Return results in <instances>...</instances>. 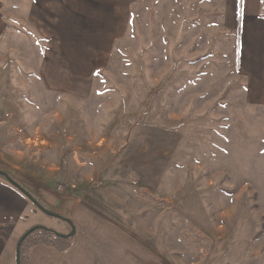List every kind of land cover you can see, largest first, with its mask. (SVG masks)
<instances>
[{"label": "rangeland", "instance_id": "obj_1", "mask_svg": "<svg viewBox=\"0 0 264 264\" xmlns=\"http://www.w3.org/2000/svg\"><path fill=\"white\" fill-rule=\"evenodd\" d=\"M79 3H11L1 172L69 221L60 198L92 195L168 264H264V40L249 22L240 38L228 0Z\"/></svg>", "mask_w": 264, "mask_h": 264}, {"label": "crops", "instance_id": "obj_2", "mask_svg": "<svg viewBox=\"0 0 264 264\" xmlns=\"http://www.w3.org/2000/svg\"><path fill=\"white\" fill-rule=\"evenodd\" d=\"M12 1L9 0V4H7L6 0H0V67L1 59L7 53L9 55L12 52L14 53L12 48H9L7 53L5 52V42L16 38L15 31L10 28V24H14L12 18L16 17L13 13L16 12L15 8L17 6L16 4L12 5ZM43 1L48 2V0ZM78 1L80 2L79 7L83 9L92 8L96 4V0H73L72 5L63 0V4L65 3L64 7L76 9ZM228 1H231L232 4L228 5L231 11L226 12L224 15H226L227 20L230 18L231 23L235 25V30L238 31L240 38L243 26L245 27L249 22L253 25L249 32L250 39L257 38L258 42L261 40L262 43L264 40V20L260 19L259 16L264 0H245L244 5L253 10L252 13L246 10V15L242 14L243 11H241L240 16L238 15V11L241 9L239 0ZM33 3L32 1L31 5ZM29 7L28 3H25V8L28 9ZM258 47L255 49L257 53L248 49V55L255 57V54H259ZM57 48L59 50L60 41L57 43ZM243 54H245L244 50ZM262 57L264 58V54H262ZM9 67L14 68L12 71L18 70L15 64L13 67ZM24 67V70L27 69L25 71L30 72L31 67ZM1 150L2 146L0 145ZM5 173L8 175L7 172ZM44 180L42 179L41 183L44 184ZM13 181L24 188L26 192H29L28 189L30 188H26L18 180ZM37 191V195L39 193L47 194L46 189L42 186H39ZM48 198L49 195L43 198L44 203L53 207L48 203ZM34 199L38 202L36 198ZM74 199L77 203L66 208L65 201L67 200L63 196L60 198V204L53 207L62 208L64 213L60 214L69 216L74 227H76L77 232L72 247L67 251H60L46 245L35 246L29 252L31 264H168L154 245L144 243L140 240L139 234L130 232L129 224L108 219L103 210L98 212L100 210L97 209L99 206L93 201L96 199L92 195L85 197L76 194L73 201ZM88 201H91L94 205ZM34 205L24 193L0 177V264H17V246L22 236L34 226L45 225L39 219H35L32 223L29 222L30 215H37L34 212ZM70 230L71 227L66 223L65 227L61 230L59 227L57 232L67 234Z\"/></svg>", "mask_w": 264, "mask_h": 264}, {"label": "trees", "instance_id": "obj_3", "mask_svg": "<svg viewBox=\"0 0 264 264\" xmlns=\"http://www.w3.org/2000/svg\"><path fill=\"white\" fill-rule=\"evenodd\" d=\"M259 17L260 19L264 20V1L262 2V11ZM0 177L7 181V179L3 175H1V173ZM67 236L68 234L62 235L44 227H34L31 232H29L28 234H24L18 243L20 245L18 254V264H31L29 252L31 248L35 246L46 245L56 248L60 251L69 250L74 243L75 236Z\"/></svg>", "mask_w": 264, "mask_h": 264}, {"label": "water", "instance_id": "obj_4", "mask_svg": "<svg viewBox=\"0 0 264 264\" xmlns=\"http://www.w3.org/2000/svg\"><path fill=\"white\" fill-rule=\"evenodd\" d=\"M0 173H1V175H3L7 179V181L10 184H12L14 187H16L22 193H24L38 207V209L42 213H44L47 216L55 217V218H57L59 220L66 221L70 225V227L72 228V232L67 237H73V236L76 235V229H75V227H74V225H73V223L71 221H69L68 219H65L63 217H60L59 215L53 214V213L49 212L48 210H46L29 193H27L26 190H24L21 186H19L17 183H15L6 173H4V172H0ZM32 230H33V228L31 230H29L28 233L31 232ZM28 233H26V234H28ZM60 237H62V236H60ZM19 247H20V245L18 244V246H17V264H18V260H19V258H18Z\"/></svg>", "mask_w": 264, "mask_h": 264}]
</instances>
